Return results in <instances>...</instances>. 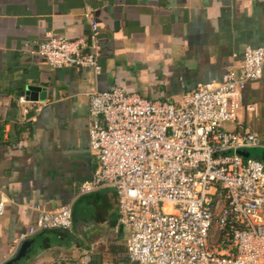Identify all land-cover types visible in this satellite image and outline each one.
I'll return each instance as SVG.
<instances>
[{
    "label": "crops",
    "instance_id": "1",
    "mask_svg": "<svg viewBox=\"0 0 264 264\" xmlns=\"http://www.w3.org/2000/svg\"><path fill=\"white\" fill-rule=\"evenodd\" d=\"M85 10L99 25L100 73L52 68L24 49L47 34L87 38ZM264 47V0H0V264L36 221V206L72 200L69 231L38 233L11 264H118L128 231L111 188L79 195L97 165L89 146L91 89L122 88L149 101L181 103L198 83L241 70L246 48ZM46 99L20 104L25 88ZM23 107L28 114L23 115ZM264 146V68L242 91L236 120Z\"/></svg>",
    "mask_w": 264,
    "mask_h": 264
},
{
    "label": "built area",
    "instance_id": "2",
    "mask_svg": "<svg viewBox=\"0 0 264 264\" xmlns=\"http://www.w3.org/2000/svg\"><path fill=\"white\" fill-rule=\"evenodd\" d=\"M82 16L87 38L49 33L24 49L52 68L98 75L99 25L90 10ZM242 62L221 81L198 83L179 104L119 87L86 93L97 165L79 195L114 190L117 221L128 231L118 264H264V164L237 153L264 146L256 133L226 128L236 120L242 91L262 77L264 47L246 48ZM73 202L36 206L35 224L13 242V254L40 232L71 230ZM4 204L1 198L0 213Z\"/></svg>",
    "mask_w": 264,
    "mask_h": 264
},
{
    "label": "water",
    "instance_id": "3",
    "mask_svg": "<svg viewBox=\"0 0 264 264\" xmlns=\"http://www.w3.org/2000/svg\"><path fill=\"white\" fill-rule=\"evenodd\" d=\"M25 96H26L25 101L27 102H38V101L43 102L46 99L45 92L42 90V88L37 86H27L25 88ZM259 149H262V152H260V154H258L257 157L264 164V147H261ZM250 151L251 150L238 151L237 153L244 158H248L251 155ZM32 243H33L32 241H25L19 248L16 257L9 264L20 261L26 255Z\"/></svg>",
    "mask_w": 264,
    "mask_h": 264
},
{
    "label": "rangeland",
    "instance_id": "4",
    "mask_svg": "<svg viewBox=\"0 0 264 264\" xmlns=\"http://www.w3.org/2000/svg\"><path fill=\"white\" fill-rule=\"evenodd\" d=\"M250 152H251L250 156L254 157V156L260 154V152H262V149L251 150ZM256 158L259 159L258 157H256Z\"/></svg>",
    "mask_w": 264,
    "mask_h": 264
},
{
    "label": "trees",
    "instance_id": "5",
    "mask_svg": "<svg viewBox=\"0 0 264 264\" xmlns=\"http://www.w3.org/2000/svg\"><path fill=\"white\" fill-rule=\"evenodd\" d=\"M255 158L257 157V155L256 156H254ZM50 231H59V230H50ZM45 232H48V231H44V232H41V233H45ZM60 232V231H59ZM35 237V236H34Z\"/></svg>",
    "mask_w": 264,
    "mask_h": 264
}]
</instances>
